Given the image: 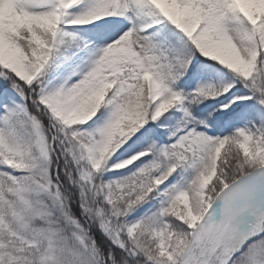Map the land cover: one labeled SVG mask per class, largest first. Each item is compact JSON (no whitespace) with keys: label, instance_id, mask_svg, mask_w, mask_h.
I'll list each match as a JSON object with an SVG mask.
<instances>
[{"label":"snow or ice","instance_id":"snow-or-ice-1","mask_svg":"<svg viewBox=\"0 0 264 264\" xmlns=\"http://www.w3.org/2000/svg\"><path fill=\"white\" fill-rule=\"evenodd\" d=\"M0 264H264V0H0Z\"/></svg>","mask_w":264,"mask_h":264},{"label":"trees","instance_id":"trees-1","mask_svg":"<svg viewBox=\"0 0 264 264\" xmlns=\"http://www.w3.org/2000/svg\"><path fill=\"white\" fill-rule=\"evenodd\" d=\"M209 103H214L213 101H209Z\"/></svg>","mask_w":264,"mask_h":264},{"label":"rangeland","instance_id":"rangeland-1","mask_svg":"<svg viewBox=\"0 0 264 264\" xmlns=\"http://www.w3.org/2000/svg\"><path fill=\"white\" fill-rule=\"evenodd\" d=\"M215 103V102H214Z\"/></svg>","mask_w":264,"mask_h":264}]
</instances>
